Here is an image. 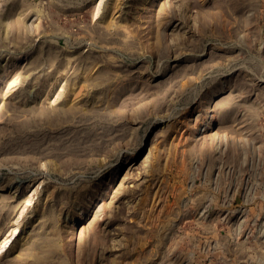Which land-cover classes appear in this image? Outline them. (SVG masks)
<instances>
[{
    "label": "rangeland",
    "instance_id": "obj_1",
    "mask_svg": "<svg viewBox=\"0 0 264 264\" xmlns=\"http://www.w3.org/2000/svg\"><path fill=\"white\" fill-rule=\"evenodd\" d=\"M0 264H264V0H0Z\"/></svg>",
    "mask_w": 264,
    "mask_h": 264
},
{
    "label": "bare ground",
    "instance_id": "obj_2",
    "mask_svg": "<svg viewBox=\"0 0 264 264\" xmlns=\"http://www.w3.org/2000/svg\"><path fill=\"white\" fill-rule=\"evenodd\" d=\"M15 232H18V228H15Z\"/></svg>",
    "mask_w": 264,
    "mask_h": 264
}]
</instances>
